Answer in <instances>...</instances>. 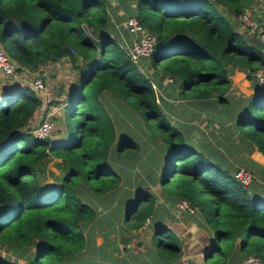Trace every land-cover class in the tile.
Instances as JSON below:
<instances>
[{"label":"trees","instance_id":"1","mask_svg":"<svg viewBox=\"0 0 264 264\" xmlns=\"http://www.w3.org/2000/svg\"><path fill=\"white\" fill-rule=\"evenodd\" d=\"M128 1L127 16L135 15L157 37L151 53L137 60L110 22V0H0V47L15 61L16 71L62 61L77 75L65 92L61 136L39 138L30 131L29 120L42 104L36 88L7 81L0 87V241L29 252L27 264H76L86 243L83 228L96 216L90 194L105 203L119 192L131 228L152 214L150 189L118 187L122 176L110 158H131L140 146L133 135L118 130L109 101L102 98L106 94L125 113L138 114L159 139L158 181L169 194L188 200L212 229L206 257L227 256L225 247L237 241L242 260L253 254L264 264V190L256 182L241 184L233 175L236 168L188 143L157 101L144 70L172 78L181 97H215L228 106L230 68L252 73L264 66L254 34L247 36L237 25L256 0ZM251 17L264 29V14ZM244 105L235 125L264 154V87ZM48 154L61 158L64 170L59 180L41 183L39 160ZM165 162L170 167L162 174ZM157 232L166 236L155 237L159 252L172 251L175 258L179 238L167 227ZM0 264L19 263L0 255Z\"/></svg>","mask_w":264,"mask_h":264},{"label":"crops","instance_id":"2","mask_svg":"<svg viewBox=\"0 0 264 264\" xmlns=\"http://www.w3.org/2000/svg\"><path fill=\"white\" fill-rule=\"evenodd\" d=\"M263 2L264 0H256L246 7L251 16L262 17L264 14ZM116 4L118 5V2ZM116 4H113L115 12L110 13V22L117 31H120L121 25H118V20L113 17H116V10L120 8V6L116 8ZM117 15L119 14L117 13ZM238 27L246 35L250 33L243 24L239 23ZM125 33L130 40L131 34ZM258 70H264V66ZM252 73L246 67L230 68L229 88L225 93L228 106L219 105L215 97L199 100L181 97L177 94V86L173 81L168 80L166 76L161 78L159 72H155L152 75L153 80H151L156 91L157 101L162 108L163 105H166L167 108H163V110L170 118L171 123L183 132L186 141L194 148L211 156L219 164L234 170L239 166L251 168L264 165V154L248 142L235 125L238 116L243 114L245 100L261 88ZM2 75L0 72V81L3 83ZM158 92L159 94H157ZM125 131L126 135H131L128 130ZM152 139L156 141L157 137L154 136ZM239 159L242 160V163L238 162ZM245 159L249 162L243 161ZM157 160H159V156L153 160L152 168L154 169L144 173L143 180L134 179L135 183L130 182L127 185H141L145 189V180L151 177V181L154 179L160 186L158 192H156V188L147 187L155 194L154 208L152 214L146 217L140 227L127 226L123 215L124 204L118 201L119 192H114L115 196L112 194L107 196L105 203L99 200L101 197L99 199L91 198L95 204L96 216L83 228L86 238L85 248L87 253L92 255V259L88 258L87 264H175L181 256H188L197 264H209V257H206L205 251L209 245L212 229L205 224L203 217L196 209L191 212L177 209L175 204L178 197L169 194L164 185H160L158 181L160 168L154 167V162ZM130 166L127 165V167ZM127 183L128 179L121 185L119 184V189H125L122 185ZM149 183L152 185L151 182ZM161 226L167 227L179 238L180 251L175 258L174 253L169 254L168 250L161 253L158 247L160 245L153 244L155 231ZM163 234L157 232L155 236L166 238ZM162 243L160 242V244ZM168 257L170 258L168 259ZM225 257L224 261H215L211 264H242L244 262L242 260L244 253L238 249L237 241L233 243L230 252Z\"/></svg>","mask_w":264,"mask_h":264},{"label":"rangeland","instance_id":"3","mask_svg":"<svg viewBox=\"0 0 264 264\" xmlns=\"http://www.w3.org/2000/svg\"><path fill=\"white\" fill-rule=\"evenodd\" d=\"M110 2L112 5L113 4L115 5L118 2V5L116 4V8L119 6L120 8H118L119 10L117 9L116 12L119 15L120 13H122V15L119 16L116 13V16L119 18L117 19L118 22L122 24L121 22H123V20L127 17L129 13L128 10L125 8L127 5H131V1L110 0ZM112 5H110L108 8L111 14L115 12L114 11L115 6L114 5L112 6ZM113 17L115 18V16ZM123 31L124 30L121 29L118 33L122 35L123 39L129 41L128 37L125 35L126 33ZM88 35L90 34L88 33ZM122 38H120V40ZM147 68L149 67H145L144 70L146 74L150 76V78L152 79V75L154 74L155 71H152L151 69H147ZM0 72L3 74L1 78L4 82L7 81L11 84L17 83L18 85H24V84L30 85L31 84L30 80L33 79V77H35L36 75L42 77L45 87L43 91H36L37 94L41 97L42 104L40 108L35 111L34 115L29 120V123L31 126L33 125L35 126L42 119L43 115L46 114V112L53 111V115H51L52 117L51 119L53 121V128L47 137L61 136L65 131V124H64L65 121H64V115L62 112L63 110L62 107L65 102V92L70 82L76 79L77 75L75 74V72L71 71L69 66L65 64V62H62V61L49 62L32 72H25L24 70H21L20 72H18V74H20L21 72L23 73L20 74L19 77H15V76L9 77L8 75L4 74L1 70ZM166 78L170 81L172 80V78H170L169 76H166ZM2 86H3L2 81H0V87ZM177 92H178V89H177ZM157 94H159V92ZM102 98H104L106 102L109 101L107 109L110 111V115L113 117L114 121L116 122V126L118 130L119 131L121 130V132L128 130V132H130L131 135H133V137L138 141L139 146H140V150L138 151V153L135 154L131 158H125V159L124 158H120V159L110 158V161L112 160L114 161L117 167L116 170L122 175L123 179L126 178L124 179V181L128 179V183L123 184L122 187L125 189L131 190L135 186H132L133 184L132 185L130 184V186H127V185H129L130 182H134L133 181L134 179L143 180L142 176H144V173L146 174L149 172L150 169H154L152 168L153 160L156 157L162 155L161 150L159 149V146L157 145L159 139H157L156 141L152 139L155 135L152 133H149V131L146 129L144 125L143 120L139 118L140 116L138 114L125 113V107L118 105L114 97L112 98L109 95L103 94ZM176 104H179V103H176ZM163 108L164 109L167 108L166 105H163ZM1 154H3V152H1ZM39 161L40 163L38 165V177L41 183L43 182L50 183L52 181L59 180L64 170L61 158L51 156L48 154L45 158H42ZM241 161L242 160L239 159L238 162H241ZM243 161L247 162L248 160L245 159ZM126 162H129L131 166L127 167ZM169 163L170 162H165V166L162 169V174H165L168 172V170L166 171L165 169L167 168L169 169L170 167ZM261 165H258L256 167H251V168L249 167V169H252L254 173V179L252 181L253 184L255 182L259 183L260 188L264 190V177L262 175V167L264 165L263 164ZM157 172H156V176H157ZM162 177H164V175ZM123 179L119 183L120 185L122 184V182H124ZM140 182H143V181H140ZM145 182L147 184L143 182L145 184L144 187L146 188L150 187L151 189L156 188L155 189L156 192L160 190L159 184L156 181L155 182L151 181V177L145 180ZM149 182H151L152 185H150ZM89 198H94V196L90 194ZM155 237L156 236L154 235L153 244L156 245L157 241ZM225 249L230 250L231 247L226 246ZM26 253L19 251L18 249H15L9 243L0 241V255L6 256L11 259L12 258L16 259L19 264H27V257L29 256V252H26ZM167 253L172 254L173 252L168 250ZM91 256H92L91 253L88 254L84 246L83 250H81L80 253L77 254L74 260V263L87 264V261L89 260L88 258L92 259ZM225 258H226L225 256L223 257L222 255L219 256L217 254H214L213 256L208 258V263L211 264L215 261L216 262L224 261Z\"/></svg>","mask_w":264,"mask_h":264},{"label":"built area","instance_id":"4","mask_svg":"<svg viewBox=\"0 0 264 264\" xmlns=\"http://www.w3.org/2000/svg\"><path fill=\"white\" fill-rule=\"evenodd\" d=\"M240 20L243 25L248 28V30L254 34L255 37L264 40V29L261 26V22L253 19L250 12L245 9L240 14ZM118 22L117 24L123 25L124 31L131 34L132 38L127 41L122 38L120 43L125 42L127 45L128 55L133 59L137 60L141 56H148L156 43V35L152 32L147 31L144 26L139 22L135 15L127 16L123 22ZM16 69L15 61L10 58L5 51L0 47V70L8 75L9 77L15 76L19 77L18 71ZM25 72H28L24 70ZM20 72V71H19ZM259 86L264 87V70H256L252 73ZM12 77V78H13ZM30 83L38 91H43L44 82L41 76L36 75L30 80ZM53 111L46 113L42 119L35 126L30 127V131L39 138H46L53 128V121L51 115ZM235 179L243 185L250 184L254 179V173L252 169L245 166H239L233 171ZM262 175L264 177V166L262 167ZM176 207L180 211L191 212L193 210L190 202L184 198H180L176 201ZM242 264H259V259L253 254L245 256ZM175 264H197L193 259L188 256H181L177 259Z\"/></svg>","mask_w":264,"mask_h":264},{"label":"water","instance_id":"5","mask_svg":"<svg viewBox=\"0 0 264 264\" xmlns=\"http://www.w3.org/2000/svg\"><path fill=\"white\" fill-rule=\"evenodd\" d=\"M262 24L264 25V21H262ZM253 41H254L255 46L258 49H263L264 48V40L263 39H260V38L255 37L253 39Z\"/></svg>","mask_w":264,"mask_h":264},{"label":"clouds","instance_id":"6","mask_svg":"<svg viewBox=\"0 0 264 264\" xmlns=\"http://www.w3.org/2000/svg\"><path fill=\"white\" fill-rule=\"evenodd\" d=\"M30 127H31V125H30Z\"/></svg>","mask_w":264,"mask_h":264}]
</instances>
